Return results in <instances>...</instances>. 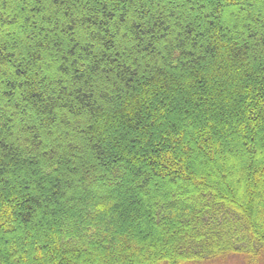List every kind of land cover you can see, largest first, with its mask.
<instances>
[{"label": "trees", "instance_id": "16d2710c", "mask_svg": "<svg viewBox=\"0 0 264 264\" xmlns=\"http://www.w3.org/2000/svg\"><path fill=\"white\" fill-rule=\"evenodd\" d=\"M264 262V0H0V264Z\"/></svg>", "mask_w": 264, "mask_h": 264}, {"label": "rangeland", "instance_id": "374dc122", "mask_svg": "<svg viewBox=\"0 0 264 264\" xmlns=\"http://www.w3.org/2000/svg\"><path fill=\"white\" fill-rule=\"evenodd\" d=\"M190 264H264V262L251 263L244 256H228L212 261H205L202 263H190Z\"/></svg>", "mask_w": 264, "mask_h": 264}]
</instances>
